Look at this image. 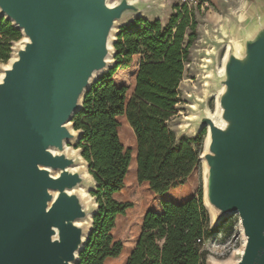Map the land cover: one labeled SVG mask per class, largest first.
I'll list each match as a JSON object with an SVG mask.
<instances>
[{
  "label": "water",
  "instance_id": "95a60500",
  "mask_svg": "<svg viewBox=\"0 0 264 264\" xmlns=\"http://www.w3.org/2000/svg\"><path fill=\"white\" fill-rule=\"evenodd\" d=\"M248 3L217 32L228 46L222 69L207 79L214 116L204 102L191 121L195 135L206 132L204 207L205 199L217 223L239 218L244 244L227 264H264V0ZM158 5L0 0V16L25 37L0 65V264H77L91 232L78 222L92 226L98 205L90 210L76 192L96 184L87 166L90 179L75 169L85 163L79 150H66L81 135L71 119L111 67L119 23Z\"/></svg>",
  "mask_w": 264,
  "mask_h": 264
},
{
  "label": "trees",
  "instance_id": "16d2710c",
  "mask_svg": "<svg viewBox=\"0 0 264 264\" xmlns=\"http://www.w3.org/2000/svg\"><path fill=\"white\" fill-rule=\"evenodd\" d=\"M196 2L175 6L167 25L138 19L122 28L113 43L114 65L96 79L71 119L81 135L75 148L95 181L97 202L92 228L77 264H105L123 244L112 231L132 202L117 198L132 163L121 141L129 128L135 139L134 168L143 207L140 231L124 264H205V240L215 229L203 204L202 163L205 130L193 138L169 128L179 101L178 86L196 38ZM21 33L0 16V62L10 58ZM138 57L131 86L114 74Z\"/></svg>",
  "mask_w": 264,
  "mask_h": 264
},
{
  "label": "rangeland",
  "instance_id": "374dc122",
  "mask_svg": "<svg viewBox=\"0 0 264 264\" xmlns=\"http://www.w3.org/2000/svg\"><path fill=\"white\" fill-rule=\"evenodd\" d=\"M109 4H114L116 0H107ZM159 5L154 8L152 13H141L140 17H128L119 24V32L138 19L153 21L159 19L163 26L167 25L171 14L175 13V6L188 2L189 5L195 6L196 2L199 7L194 9L196 25V38L189 47V58L185 63L182 79L178 86L179 101L175 105V111L167 121L178 138L186 136L193 138L196 132H188L184 118L191 114L192 105L198 107L206 102V108L211 116L216 111V96L209 90L206 85L208 74L211 69L220 71L223 67V60L227 51V39L217 37V32H226V20L239 17L247 11L249 6L248 0H156ZM5 20V19H4ZM128 21V22H127ZM124 24V25H123ZM23 36L21 35V38ZM116 38V36H115ZM14 43H12L13 46ZM11 55V54H10ZM138 57H133L132 62L127 68H119L116 70L114 77L118 81L125 82L129 86L133 83V73L136 69ZM111 67L114 65V54L111 59ZM4 62H0V65ZM104 74V73H103ZM103 74L97 76L98 79ZM184 135H183V134ZM206 138V132L204 141ZM121 141L124 147L131 148L132 163L125 178V186L121 194L117 196L119 200L132 202V207L128 209L123 216L116 219L115 227L112 234L115 239L120 240L123 244L122 253L112 259H107L105 264H124L126 257L133 248L137 236L140 231V225L143 215V207L138 193L136 182V171L134 168L135 159V139L129 128L122 130ZM68 146L75 148L73 141ZM76 149V148H75ZM79 150V149H78ZM87 166L86 162L84 163ZM203 166H202V194H203ZM88 179V178H87ZM90 179V176H89ZM94 190V189H93ZM92 198L91 210L96 202L95 197L88 191ZM97 203V202H96ZM208 210V209H207ZM209 212V211H208ZM210 228L216 232L202 245V249L206 251L205 264L218 263L227 264L235 260L236 253L240 252L244 238L239 224L237 215L226 216L218 223L214 222L215 217H211ZM92 228V227H91Z\"/></svg>",
  "mask_w": 264,
  "mask_h": 264
},
{
  "label": "bare ground",
  "instance_id": "6f19581e",
  "mask_svg": "<svg viewBox=\"0 0 264 264\" xmlns=\"http://www.w3.org/2000/svg\"><path fill=\"white\" fill-rule=\"evenodd\" d=\"M22 40H25V37H22L18 42H14L13 48L16 45L21 44ZM14 57H15V52H14V50H12L11 55H10V60L7 61L6 63L2 64V66L7 67L9 65V62ZM1 76H2V72L0 71V78H1ZM208 76H209V74H208ZM206 85H208V82H206ZM191 109L193 110V112H191V114L187 115L184 118V120L186 121V124L182 125L183 127H187L188 132L195 131V127L191 124V121L196 118V112H197L198 106L197 105H192L191 106ZM66 150H67V152L72 153V154H75L76 151H77L75 148H71L69 146H67ZM75 169L80 170L82 172L83 176L85 178H88L89 179V176H88L87 171H86V166H85L84 163H79V165L77 167H75ZM203 170L205 171L204 164H203ZM76 192L80 195V197L84 201L86 207L91 210L92 198L88 194V190L85 189V188H83V187H81V186H79L76 189ZM204 202H205V205H206V207H207V209H208L211 217L212 218L215 217V213H214L213 209L207 204V202H206L205 199H204ZM93 204H94V207H95L96 206L95 202ZM78 224L81 225V226H84L87 230L91 227L90 226V220L89 219L82 220V221L78 222Z\"/></svg>",
  "mask_w": 264,
  "mask_h": 264
}]
</instances>
